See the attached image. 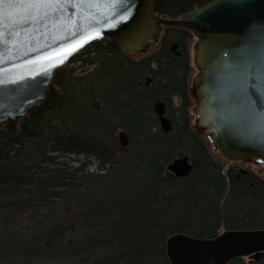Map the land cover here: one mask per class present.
Returning <instances> with one entry per match:
<instances>
[{
  "label": "trees",
  "instance_id": "16d2710c",
  "mask_svg": "<svg viewBox=\"0 0 264 264\" xmlns=\"http://www.w3.org/2000/svg\"><path fill=\"white\" fill-rule=\"evenodd\" d=\"M210 1L156 0L154 11L175 19ZM187 37L185 29L167 26L159 47L136 59L108 40L94 42L70 61L92 66V72L81 76L63 68L55 78L61 101L24 118L16 135L0 132V198L7 199L0 201V214L64 195L73 196L74 213L85 211L84 225L58 230L54 246L20 249L23 264L32 255L30 264H83L85 258L88 264H170L165 243L172 235L207 239L264 230V177L225 165L191 130ZM174 42L179 57L169 51ZM159 101L172 124L168 133L154 113ZM93 103L98 108L91 110ZM89 108L93 118L83 119ZM118 130L125 147L114 136ZM69 154L95 160L102 173H89L85 162L57 160ZM184 155L191 172L176 178L168 167ZM81 188L98 195L93 204L79 198ZM97 248L101 253L94 256ZM227 264H264V257Z\"/></svg>",
  "mask_w": 264,
  "mask_h": 264
},
{
  "label": "water",
  "instance_id": "95a60500",
  "mask_svg": "<svg viewBox=\"0 0 264 264\" xmlns=\"http://www.w3.org/2000/svg\"><path fill=\"white\" fill-rule=\"evenodd\" d=\"M154 7L155 0H3L0 130L15 135L24 117L56 106L63 96L57 72L93 42L107 38L137 58L159 43L163 27H180L194 39L192 130L219 160L252 165L264 175V0H212L175 19ZM176 49L173 43L170 51L179 56ZM154 113L168 133L165 105L157 102ZM168 169L186 178L192 163L185 155ZM165 252L170 264H226L241 256L256 261L264 257V230H230L207 239L175 234Z\"/></svg>",
  "mask_w": 264,
  "mask_h": 264
},
{
  "label": "rangeland",
  "instance_id": "374dc122",
  "mask_svg": "<svg viewBox=\"0 0 264 264\" xmlns=\"http://www.w3.org/2000/svg\"><path fill=\"white\" fill-rule=\"evenodd\" d=\"M162 38V37H161ZM193 38H191L190 33L189 37L186 38L185 41H182L183 49L189 56V62H190V68H191V75L189 78V86L191 88V81L193 76L195 75L196 71L194 67L191 64L192 61V45H193ZM159 47V43L156 45H153L148 51L150 52L152 49H156ZM148 52V53H149ZM82 63L75 62L70 63L67 66V69H74V74H82L81 76H85L88 73L92 72L94 68L91 67H83L80 68ZM144 80V79H143ZM147 81V80H146ZM151 85L149 82L147 86ZM192 97V96H191ZM195 100L192 97L191 105L188 108V113L190 115V126L192 123V120L194 116L191 114L190 109L194 106ZM91 110L98 108L97 106L91 104L90 106ZM90 108L87 109V112L85 115H82L81 117L84 119H88L87 115L90 119L93 118L92 112H90ZM90 114V116H89ZM54 119H56V116H52ZM58 119V118H57ZM82 122L83 127L85 126V121ZM79 129H82V125L79 127ZM87 130V128H85ZM192 130V129H191ZM99 133V132H95ZM125 133L116 131L114 136L119 139V142L121 146L125 147V143L122 140V137H124ZM102 135L98 134V137H101ZM47 138V137H45ZM209 151L211 154H214L210 143H208ZM125 149H131L130 147H127ZM53 155V154H52ZM56 156V154H54ZM59 161L68 162L71 166H77L78 162H85L87 164V171L89 173H95V174H101L102 171L98 170L96 168L97 162L91 158H86L84 155H74L69 154L66 156H60L57 158ZM244 170H249L251 173L259 176H263V174H260L257 167L252 165L243 166ZM79 195L83 201L89 199V203L93 204L96 200V197L98 195L90 194L88 195L87 191L83 188L79 189ZM11 198V197H9ZM21 199V196H20ZM1 203H4V201H7V199H4L3 197L0 198ZM73 196L70 195H64L60 198L52 197L48 204L42 205L37 203L35 206H32V204L29 206L28 204H23V207L13 209L12 211H5L4 213L0 214V264H23V259L21 258V253L19 252L20 249L24 247H31V248H37V246H54L53 243L56 240V237L59 236V233H57L58 230H63L67 226L71 227V225H76V227H81L83 224V219L80 217L82 215H85V211L82 208H79V210L74 213L72 208H75L72 205ZM88 203V204H89ZM29 206V207H28ZM71 218V219H70ZM10 224L12 226H10ZM10 229H4V227ZM64 231V230H63ZM97 248L96 251H94V256L99 255L101 251ZM35 255H32L31 257H26V259L30 260L27 264H30V262L35 261ZM88 259L85 258L83 261L80 260L83 264H88ZM242 260L247 263L249 261L248 257H242ZM10 261V262H8ZM51 263V262H50ZM42 264H48L47 262H43Z\"/></svg>",
  "mask_w": 264,
  "mask_h": 264
},
{
  "label": "snow or ice",
  "instance_id": "6c2138e0",
  "mask_svg": "<svg viewBox=\"0 0 264 264\" xmlns=\"http://www.w3.org/2000/svg\"><path fill=\"white\" fill-rule=\"evenodd\" d=\"M24 2L33 3V4H44V3H59L60 0H24ZM0 3H3V0H0Z\"/></svg>",
  "mask_w": 264,
  "mask_h": 264
},
{
  "label": "bare ground",
  "instance_id": "6f19581e",
  "mask_svg": "<svg viewBox=\"0 0 264 264\" xmlns=\"http://www.w3.org/2000/svg\"><path fill=\"white\" fill-rule=\"evenodd\" d=\"M125 143V142H124Z\"/></svg>",
  "mask_w": 264,
  "mask_h": 264
}]
</instances>
